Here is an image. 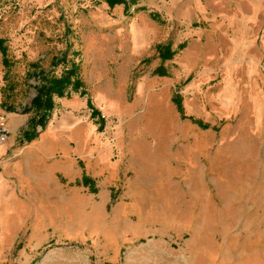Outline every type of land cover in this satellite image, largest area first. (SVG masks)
<instances>
[{
    "label": "rangeland",
    "instance_id": "rangeland-1",
    "mask_svg": "<svg viewBox=\"0 0 264 264\" xmlns=\"http://www.w3.org/2000/svg\"><path fill=\"white\" fill-rule=\"evenodd\" d=\"M168 1L0 0V110L25 118L4 157L43 76L74 63L85 90L54 97L42 187L12 178L0 264H264V0L192 24Z\"/></svg>",
    "mask_w": 264,
    "mask_h": 264
},
{
    "label": "crops",
    "instance_id": "crops-1",
    "mask_svg": "<svg viewBox=\"0 0 264 264\" xmlns=\"http://www.w3.org/2000/svg\"><path fill=\"white\" fill-rule=\"evenodd\" d=\"M163 9H166V12L169 14V17L178 19H183L184 23L188 24L194 21L195 19H209L206 16V5L201 0H170L167 3V6H164ZM229 16V15H225ZM188 21V22H186ZM187 31L178 33L177 36L186 37L188 35L200 34L202 29L200 27L196 28L193 26L187 25ZM196 28V29H194ZM180 42L179 39H174L171 42V48L176 49L177 44ZM136 47H146L145 37L137 41L135 43ZM175 46V48H174ZM138 49V48H137ZM186 51H191L188 49ZM61 106L62 108H70L72 109H80L85 105V101H83L82 97L79 96L78 93H74L70 96L61 98ZM6 122L11 129V134L7 140V144L0 147V210L4 207V211H0V217L5 219V214H7L8 207L12 206V178H14L18 185L21 188H27L30 182H34L38 184L39 187H42L43 184V176L45 174H51L52 171L48 169L46 162L49 158H51L54 154L53 151V143L55 142V134L50 136L51 127L49 125L45 126L46 128L38 133L37 137L32 139L31 141H26L29 143L25 145L22 149V154L19 158L15 160H8L4 156H7L8 150H10L11 146L10 140L13 135L18 131V127L24 122L25 118L19 119L16 117L15 113L6 111ZM9 117H12L8 120ZM47 145L45 150L41 149V145L39 143ZM65 142H61L63 145ZM14 144V143H13ZM44 162V166L40 164V162ZM3 223V221L1 220ZM5 222V220H4ZM7 222V221H6ZM6 224V223H5Z\"/></svg>",
    "mask_w": 264,
    "mask_h": 264
},
{
    "label": "trees",
    "instance_id": "trees-1",
    "mask_svg": "<svg viewBox=\"0 0 264 264\" xmlns=\"http://www.w3.org/2000/svg\"><path fill=\"white\" fill-rule=\"evenodd\" d=\"M2 43L3 41L0 39V51L3 52L4 62L6 58L5 49L2 47ZM77 69L78 66L72 63L71 67L65 69L64 74L61 76L52 75L50 77L43 76L41 78V84L37 86L36 94L32 98L31 103L26 110L30 111L31 109H34L39 113L38 116L29 123L31 128L24 131V136L27 141L34 139L39 133L37 125H39L42 129L45 128L48 119L51 117L55 96L63 97L68 87H71L74 91H79L83 85V81H80ZM84 93L85 90L81 88L79 94L83 95ZM88 105L91 106L90 101H88Z\"/></svg>",
    "mask_w": 264,
    "mask_h": 264
},
{
    "label": "built area",
    "instance_id": "built-area-1",
    "mask_svg": "<svg viewBox=\"0 0 264 264\" xmlns=\"http://www.w3.org/2000/svg\"><path fill=\"white\" fill-rule=\"evenodd\" d=\"M6 114L0 110V147L7 144V140L11 134V129L6 122Z\"/></svg>",
    "mask_w": 264,
    "mask_h": 264
}]
</instances>
